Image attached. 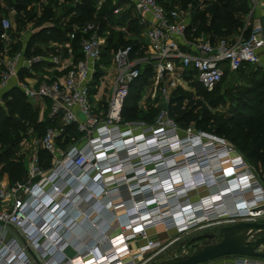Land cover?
<instances>
[{"label": "built area", "instance_id": "obj_1", "mask_svg": "<svg viewBox=\"0 0 264 264\" xmlns=\"http://www.w3.org/2000/svg\"><path fill=\"white\" fill-rule=\"evenodd\" d=\"M129 1L138 22L146 27L145 53L132 56L131 45L118 47L113 53L114 77L109 82L104 111H96L97 106L91 100L98 67L102 71L105 69L100 62L104 39L99 23L88 22L69 33L65 46L69 59L58 54L52 56V75L41 77L34 85L17 82L30 102L45 99L50 102L47 116L55 125L46 127L39 145L49 152L54 163L49 173L43 174L34 151L26 181L8 184L0 180V203L6 204L0 209V264H32L33 261L36 264H145L146 261L139 262L137 254L155 247L156 241L147 236L151 228L163 225L184 231L220 218L223 212L227 213L224 216L232 218H253L248 213L256 209V212H264L257 206L264 204V185L252 175L249 164L241 155L229 156L230 150L223 140L212 136L211 140L219 144L214 147L206 144L200 134L189 133L185 138H178L172 130L174 120L165 105L160 107L154 123L145 128L146 134L132 133V128L145 126L143 121L125 122L122 119L129 86L144 64L153 70V93L158 92L165 98V103L173 89L190 90L192 78L210 91L226 72L246 66L260 67L264 53V15L257 25L251 26L248 37L239 33L212 39L191 26L195 9L191 3L165 7L159 0ZM249 4L251 11L257 6L264 9V0H249ZM113 12H119V7L116 6ZM11 27V20L3 17L0 88L17 75L18 63L23 58L20 50L10 53ZM78 34L82 56L74 60L72 41ZM58 71L63 74L57 75ZM66 125H75L83 132V137L62 149L58 139ZM159 130L163 132L158 133ZM186 138L189 141L183 143ZM176 148L178 150L174 151ZM186 148L190 149L185 151ZM212 148V157L225 156L224 160L229 163L226 167L222 165L223 175L214 172L210 175L170 174L162 178L161 171L157 170L160 164L166 166V171L173 170V165L169 166L167 162H173L179 150L183 154L189 152V158L195 163ZM221 150L224 152L219 153ZM241 170H245L243 175L239 174ZM118 173L121 174L116 175ZM38 176L39 179L33 181ZM220 178L231 191L233 202L230 207L221 193ZM143 181L146 183H141ZM199 187L215 190L199 202L180 200L179 191L187 194ZM81 191L85 193L83 200L78 202L74 196ZM162 192L167 198L160 201ZM220 196L222 199L216 201ZM172 198L176 203L168 205L166 202ZM241 199L244 202L236 203ZM217 202L220 206H215ZM119 204H123L120 206L123 210L115 212ZM101 207L113 213V220L106 223L108 230L104 232L93 217L90 218L92 212L101 214L98 210ZM89 209L91 213L87 212ZM144 216L147 217L144 219ZM82 219H90L91 227L100 229L102 240L85 244V249L72 245L73 252L68 254L66 246L70 244L65 234H74ZM9 230L19 238L5 239L4 233ZM138 239L144 240V244L138 246L137 254L132 253L131 242ZM201 264H264V258L236 255L235 259L217 258Z\"/></svg>", "mask_w": 264, "mask_h": 264}, {"label": "trees", "instance_id": "obj_2", "mask_svg": "<svg viewBox=\"0 0 264 264\" xmlns=\"http://www.w3.org/2000/svg\"><path fill=\"white\" fill-rule=\"evenodd\" d=\"M0 1V32L1 19L4 17V12L7 10H14L20 16L18 22L21 25H26L27 22H34V25L39 27V31L35 33L28 42L25 48L26 53L35 41L47 43L49 40L64 42L69 39V33L73 30L72 24L75 23V17H72L67 23H60V16H56L53 9L49 6L40 5L42 0H2ZM48 2L59 0H47ZM98 0H82L79 4L80 11L87 14V20L92 19V12ZM161 4L168 7L173 4L187 5L191 3L195 9L192 16L191 26H196L198 31L204 32L212 39L216 37H230L243 33L248 37L251 32V24L244 27V20L247 13L250 11L249 0H180L179 2H169L167 0H159ZM39 5L40 14L31 5ZM116 5V4H114ZM114 5L106 6L97 13L94 18L96 23L100 25V33L106 28H109L108 36V51L102 52V57L106 58L105 64L110 62L111 50L116 51L118 47L131 45L132 56L136 54L143 55L145 48L144 41L140 37L134 39H126L124 33L115 31L108 25L106 19L107 14L112 12ZM34 10V11H33ZM77 18H81L78 15ZM130 23V30H134V22ZM59 23V24H58ZM64 24V25H62ZM86 24V23H85ZM84 25V24H83ZM82 26V25H81ZM136 31V30H135ZM137 32V31H136ZM10 36H13L11 28L9 29ZM79 34L72 45L75 51V60H78L82 54L77 52L79 46ZM3 49V41L0 39V51ZM53 49V48H51ZM22 51L21 44L11 42L10 53L14 51ZM44 52L43 49L35 47L33 54ZM22 54L24 55L23 51ZM110 54V55H109ZM99 69L95 75V81H99L101 74ZM237 78L248 85L244 89L236 91L234 100L237 102L238 109L227 117L223 115H216L214 121H209L205 117L199 124H205L203 128L207 129V136L223 135L224 138L229 139L236 146V150L249 163L255 162L256 165L264 168V69L246 66L234 72ZM225 74V75H226ZM224 75V77H225ZM153 76L152 67L144 64L141 67L140 74L136 77L129 86V92L126 96L122 107V119L125 121L144 120L149 125L154 123V115H157L160 107L148 105L144 109L139 105L142 91L146 84L151 81ZM223 77V79H224ZM191 79L192 77L189 76ZM223 79L210 91L206 90L197 80L189 81V86L196 84L199 89L203 90L204 100L210 106H216L223 98L218 92V88L223 82ZM218 92V93H217ZM216 93V94H215ZM2 100L5 106L0 105V176L3 173L8 175L9 184L16 182H24L27 180V166L24 161V156L19 153V141L21 139L20 123L33 122L38 120L37 111L23 94L18 86H13L2 95ZM200 102H196L192 91L183 90L181 88L173 89L168 97L167 103L164 105L168 108L169 116L174 122L180 124L181 122H188L194 119V111ZM4 108L8 111L5 113ZM50 118L46 115L43 121L38 120V132L42 136L47 126H54ZM212 135V136H213ZM83 137V132L79 131L75 125L64 126V131L58 139V144L62 145L71 141L78 142ZM223 139L219 137V139ZM39 165L43 168L51 166L52 158L48 151L42 147L38 150ZM101 205H99L100 207ZM72 249H68V253H72Z\"/></svg>", "mask_w": 264, "mask_h": 264}, {"label": "rangeland", "instance_id": "obj_3", "mask_svg": "<svg viewBox=\"0 0 264 264\" xmlns=\"http://www.w3.org/2000/svg\"><path fill=\"white\" fill-rule=\"evenodd\" d=\"M115 1L116 0H104V2H102V4L97 2L96 6L94 7L93 12L91 13L92 14L91 20H87V18H86L87 14L84 11L81 12L79 9V7H80L79 4L82 2V0H59V1H52V2L51 1L48 2L47 0H42V1H40V3H41L40 5L51 7L53 9V11L55 12L56 16L61 17L60 23L63 22V23L68 24V21L73 19L72 17H75V19H77V20H75V23L71 25L72 28L74 29L75 27L81 26V25L88 23V22H96V20H94V18L97 16V13L99 11H101L102 9H104L106 6L114 5ZM167 1L179 2L180 0H167ZM190 1H192V0H190ZM130 5L131 4L127 1L121 2V4H120L121 11L124 12V11L130 9ZM31 7H34L33 9L37 10L38 15L40 14L39 5H37L35 3L34 5H31ZM78 15H81V18H77ZM136 15L137 14L135 13V11H133V9L128 11L126 14H122V15L121 14H119V15L113 14L109 17V26L114 28V29H121L122 27H125L127 25L128 21L130 19L135 18ZM4 16H7L10 18V20L12 22V27H11L12 31H14V29L22 30L24 26H26V28L31 29V24L30 25H21L20 22H18V19L20 18V16L18 14H16V12L11 14V15L5 14ZM250 17H251V14L249 11V13H247L245 16L244 27L249 25V20L251 19ZM62 25H64V24H62ZM109 78H110L109 80H111L113 78V76H110ZM247 85H248V83L243 82L242 80L238 79L237 75L235 73H227L223 79L222 84L218 88V92L220 93V95L223 96V98L220 102H218V104L216 106L213 107V106H210L209 103H207V101L204 100L203 90L199 89L196 84L191 83V85L189 87V89H190L189 91H192L194 100L197 103L200 102V104H198L197 108L194 111V119L192 121H188V122H181L180 124L174 122L175 125H174V123L171 124V125H173L172 130H174L176 132V134L178 135V138H185V137H187V135L189 133H192L195 135L200 134V135L204 136V139L206 140L205 141L206 144H209L210 146H214V147L218 146L219 144L217 142H214L213 140H211L213 138L212 137L213 134H211V136H207L205 134V133H207V129L203 128V126L205 124L200 125L199 122L202 121L203 117H205L207 119H210V117H211L212 119L209 121H214L215 120L214 114H216L218 116L223 115L224 117H227L231 113L235 112L236 109L239 108L237 105V102L234 100V96L236 94V91H237V89L238 90L244 89L245 86H247ZM153 91H154L153 82L149 81L146 84V86L144 87V89L142 91L141 100L139 101V105L141 107H143L144 109H147L148 105H153V106H158V107L164 106L165 98L162 97L158 92H156L154 94ZM31 104L36 109L37 117H38V115H39L38 103L31 102ZM1 106H5V102L3 100L1 101ZM3 110L5 113L8 111L6 108H4ZM155 114H153V115H154V118L156 119ZM123 121H125V120H123ZM138 121H142V120L140 119ZM165 121H166V119L164 120V122ZM143 122L145 123V126L143 125L141 127L132 128L133 134H137L140 132H144L145 134L147 133V130L145 128L147 127V125L149 126V123L144 121V120H143ZM37 126H38V120L37 119H36V121H33V122L20 123V125L18 126V129H20V135H21V139H20L19 144H18L19 153L23 154L24 161H25L26 165L28 164V161L30 160L34 151L37 149L39 150V148H40L39 147V139H40L41 135L38 132ZM213 136H215L216 138H219V137L223 138L222 139L223 144L226 145L228 150H230L228 153L229 156L233 157L236 155H240L239 152L236 150L237 148H236L235 144L233 142H231L229 139L224 138L223 135H218V136L213 135ZM215 140L218 141V139H215ZM70 144H71V141L66 142L62 145L63 146L66 145L65 146V148H66ZM61 148L65 149L63 147H61ZM211 150L212 151H209L208 154H202L200 157H198V159H200V160H197V162H195V163H192L193 161H192V159L189 158L190 156L188 155V157H187V155L183 154L181 150H179L178 153L175 152L176 155H175L173 162H170L171 160L169 162H167V164L169 166L173 165L172 168H174V169L171 171L170 170L166 171L165 170L166 166L164 164H161L162 166L160 167V170L166 171V173L163 172L162 175H170V174L175 175V176L176 175H191V174L204 175L205 173H208V175L214 174V173L216 175L225 174V172H223L224 170L221 168L222 165L225 167L229 165V163H227V160H222V159H225L224 158L225 156H223L221 158L212 157L213 156V153H212L213 148ZM199 152H200V150H199ZM0 154H1V150H0ZM201 161H202V163H200ZM208 161L210 162V165L207 166ZM189 163H191V164H189ZM248 164L250 167L249 170L252 173V175H255L257 180L262 185H264V168L260 167L259 165H256L255 162H252V161H249ZM182 165H184V166H182ZM199 165H201V167ZM180 166H182V167H180ZM211 166H213L212 168L219 166V168L214 170L215 171L214 172V171H211ZM169 168H171V167H169ZM207 168H209V169L207 170ZM190 171H192V173H190ZM243 171H245V170H241L239 172V174H241ZM167 172L169 174H167ZM119 174H121V173H118L116 175H119ZM241 175H243V174H241ZM112 177H114V176H112ZM141 183H146V182L143 181ZM223 186L224 185H221V189H223ZM226 190L228 191V189H226V186H225L224 191H226ZM179 193L181 194L180 200H183L184 202H190V201L199 202L200 200L207 198V196L211 193V189H208L206 187H199L198 189L190 191L187 194L185 192L181 193V191H179ZM102 200H103V198H102ZM172 202L176 203L174 198H172ZM226 203H227V205H229V207L232 205L231 201L228 200V198L226 199ZM259 209L264 211V204H262L259 207ZM122 210L123 209H121L120 211H122ZM226 214H227L226 212L221 213V215H223V216ZM111 220H113V219H111ZM250 221L264 222V212H262V214L260 216L253 217V218L247 217V216H245V217H234V218L224 216V217H220V218L213 219L210 221L202 222V223L197 224V225L193 226L192 228L186 229L184 231H178L177 229L172 228V227H165L163 225H158V226L152 228L151 232H149L147 235L148 238L156 241V246L154 248L148 249L147 251H145L143 253L137 254L136 252H138V246L143 245L144 240H142V239H138L136 241L134 240L131 242L132 253L137 254V256L139 257L140 263L146 261L145 264L150 263L152 261L159 262V261H162L165 259L172 258V257L177 256V255L191 254L197 248L208 243V239L206 237H204L203 235L214 234L213 238L209 239V243H215V242L220 241L223 238V233L219 230L221 227L234 225V224H237L239 222H250ZM261 235H264V231H257L249 238V240H254V239H256V237L261 236ZM86 246L87 245H83V249H85ZM105 246L107 247V245H105ZM70 248L71 247L66 246L67 253H68V249H70ZM261 249H264V246H262ZM220 258L224 259V260H230V259H235L236 255H228V256H224V257H220Z\"/></svg>", "mask_w": 264, "mask_h": 264}, {"label": "crops", "instance_id": "obj_4", "mask_svg": "<svg viewBox=\"0 0 264 264\" xmlns=\"http://www.w3.org/2000/svg\"><path fill=\"white\" fill-rule=\"evenodd\" d=\"M2 3H4V1L0 0ZM123 1H127L131 4V2L129 0H116L114 4V8L116 6L119 7V12L114 13L113 10L112 12L107 14V20H108V25H109V17L113 14L115 15H119V14H126L128 11H130L131 9H133L132 4L130 5V9L122 12L121 8H120V4ZM98 2L100 4H102V2H104V0H98ZM133 11H135L133 9ZM250 11H251V7H250ZM15 13L14 10H7L4 12L5 14H13ZM136 13V11H135ZM251 14V19L249 20V24L252 25H257L261 20H262V15H264V9H262L260 6H257L253 11L250 12ZM7 17V16H4ZM9 18V17H8ZM10 19V18H9ZM137 19V15L135 18L130 19L127 23V25L125 27H122L121 29H114L115 31H121L124 33V36L126 39H134L136 37H140L144 42H145V29L146 27L143 26L142 24H140L137 20V22L135 21L133 24L135 25V28L133 31L130 30V25H131V21ZM12 23V22H11ZM31 24V29L26 28V26L23 27L22 30H16L14 29V31H12L13 36H11L12 38V42H18L21 44V49L24 53L23 58L19 61L18 63V70H17V75L13 76L10 78V80L8 81L7 85L4 88H0V105H1V101H2V95L5 91H7L8 89H10L13 86H17V82H26L28 84L34 85L41 77L43 76H49L52 75L54 72L52 71V67L53 64L50 61V58H52V56L58 54L60 56H62L64 59H69V55L67 53V50L65 48L68 40L64 41V42H58V41H54V40H49L47 43L41 42V41H35V43L30 47V50L26 53L25 48L28 45L29 40L31 39V37L37 33L39 31V27L34 25V22H27L26 25H30ZM26 28V29H25ZM112 28V27H110ZM29 29V30H28ZM137 32H136V31ZM103 39H104V43H103V52L108 51V36H109V28H106V30H104L101 33ZM35 47H39L41 49H43L44 52L42 53H37V54H33V51L35 49ZM53 48V49H51ZM72 49H73V59L75 60V51L72 45ZM77 52L79 54H81V49L80 46H78L77 48ZM115 51L111 50V56H110V62H108V64H105L104 62L106 61V58L101 57V63L102 65H105L103 69V71L100 69L101 67H98V70L100 69L102 72L101 76H99V81H95L96 87L94 90V94L93 97L91 98L92 102L97 106L96 111L100 112V111H104L106 109V104H107V96H108V89H109V82L112 81L109 80L110 76L114 77V66L111 63V58L113 56V53ZM110 55V54H109ZM82 56V55H81ZM81 58V57H80ZM79 58V59H80ZM32 59V62H28V60ZM261 69H264V53L261 54V66L259 67ZM63 74V71H58L57 75L61 76ZM38 103L39 106V115H38V120L43 121L45 119V116L48 113L49 110V105L50 102L48 99H45L43 102H35ZM40 147V145H39ZM35 152L38 154V149L35 150ZM33 155V154H32ZM52 158V157H51ZM31 160V158H30ZM30 160L28 161L27 166V177H28V168H29V163ZM51 166L54 163L53 158L51 159ZM46 168L43 169L41 166V170L43 171V174H47L50 171V168ZM39 179V176L36 177L34 179V181H37ZM0 180L3 181L4 183H8L9 184V179H8V175L6 173H3L0 176ZM77 186V185H76ZM215 188L211 189V191H214ZM84 191H81L79 195H75L74 196V200L76 201H82L83 198L82 196L84 195ZM5 203H0V209L5 207ZM122 209V207H117L115 212H121L120 210ZM98 210H101V214H97L92 213L91 214V218L93 217L94 222H96L100 227L102 228H108L107 224L109 222H111V219H113V213L107 211L105 208L101 207L98 208ZM122 218H124V215L122 216ZM107 223V224H106ZM75 233H70L68 232L67 234H65V238L68 242V244H70L69 247H71L72 245H75L77 248L82 249L83 245L85 244H91L97 241H100L102 239L101 238V233H100V229H96L91 227L90 221H84V223H82V225H79L78 227H76L75 229ZM152 228L148 230V233L151 232ZM5 239L11 238V237H17V234L13 231V230H9V231H5ZM100 239V240H99ZM71 249V248H70ZM29 253L32 255L33 259L36 260L35 254L32 252V250H29ZM217 262V261H216ZM32 264H36L34 261L32 262Z\"/></svg>", "mask_w": 264, "mask_h": 264}, {"label": "water", "instance_id": "obj_5", "mask_svg": "<svg viewBox=\"0 0 264 264\" xmlns=\"http://www.w3.org/2000/svg\"><path fill=\"white\" fill-rule=\"evenodd\" d=\"M244 228L253 229L250 233L252 236L257 231H264V222H239L234 225L221 227L219 230L223 233V238L220 241L209 243V239L213 238L214 234H206L203 236L208 239V243L197 248L191 254L177 255L159 262L152 261L147 264H201L228 255L264 258V249H261L264 246V235L258 236L254 240L248 239L242 242L238 237L230 234L231 231Z\"/></svg>", "mask_w": 264, "mask_h": 264}, {"label": "bare ground", "instance_id": "obj_6", "mask_svg": "<svg viewBox=\"0 0 264 264\" xmlns=\"http://www.w3.org/2000/svg\"><path fill=\"white\" fill-rule=\"evenodd\" d=\"M163 131L162 130H159L158 131V133H162ZM183 141V143H186V142H188L189 140L188 139H184V140H182ZM188 145V144H187ZM186 146V145H185ZM188 149H190V148H186L185 149V151L187 150L188 151ZM178 149L176 148V149H174V151H177ZM209 150L207 149V152H208ZM199 152V151H198ZM224 152V150H221L219 153H223ZM185 155H187L188 156V154H189V152L188 153H184ZM222 160H224V159H222ZM164 161V160H163ZM172 161V160H171ZM160 162V161H159ZM159 162L157 163V164H159ZM196 162V161H195ZM153 163V162H152ZM189 164H191V163H189ZM162 165L160 164V165H158V167H157V170L158 171H161L160 172V175H161V177L162 178H167V175H162L163 174V172H165L166 173V171H162V170H160V167H161ZM182 166H184V165H182ZM182 166H180V167H182ZM212 168V167H211ZM219 168V166H217V167H215V168H213L214 170H216V169H218ZM209 168H207V170H208ZM213 170V171H214ZM215 172V171H214ZM167 174H169L168 172H167ZM139 175H142V173H140ZM223 179V178H222ZM222 179H219V180H221V181H219L220 183V185H224L223 186V189H221V193L224 195V197H226V199L228 198V200H230V201H232V198H231V195H230V193H231V191H230V189H228L227 187H226V189H228V191L226 190V191H224V188H225V184H226V182H224ZM177 181H179V179H177L176 180V182ZM112 184V183H111ZM218 187V186H217ZM145 188H147V187H145ZM224 191V192H223ZM161 195H163L162 196V198L160 199V201H162V200H164V199H166L167 197L166 196H164L165 195V193H163L162 192V194ZM219 199H222V196H220V197H217V200L216 201H218ZM210 200H211V198H210ZM176 201V200H175ZM233 202V201H232ZM242 202H244V200H239V201H237L236 203H242ZM168 205H171V204H173V202H172V199H170V200H168L167 202H166ZM123 204H119L117 207H120V206H122ZM262 204H258L257 206L258 207H260ZM215 206H220V203H216L215 204ZM106 209V208H105ZM107 210V209H106ZM258 209H256V210H253L252 212H250V213H248L249 215H253L254 217H258V216H260L261 214H262V212H256ZM90 211V212H89ZM108 211V210H107ZM87 212L88 213H91V210L89 209V210H87ZM232 212V211H231ZM92 213H95V212H92ZM91 213V214H92ZM147 216H144L143 218L145 219ZM221 217H224V216H221ZM90 218H91V215H90ZM125 218V217H124ZM90 219H82L81 220V222H80V225H82V223H84V221H89ZM97 229H99V228H97ZM102 229V228H101ZM103 230V232L104 231H106V230H108V228H103L102 229ZM253 231V229H248V228H244V229H238V230H235V231H231L230 232V234L231 235H234V236H236V237H238V239L240 240V241H242V242H245V241H247L250 237H251V235H250V233ZM100 233H101V231H100ZM155 246H156V244H155Z\"/></svg>", "mask_w": 264, "mask_h": 264}]
</instances>
